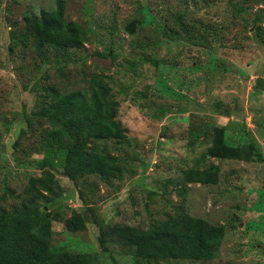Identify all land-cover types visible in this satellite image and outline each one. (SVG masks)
<instances>
[{
  "label": "rangeland",
  "instance_id": "obj_1",
  "mask_svg": "<svg viewBox=\"0 0 264 264\" xmlns=\"http://www.w3.org/2000/svg\"><path fill=\"white\" fill-rule=\"evenodd\" d=\"M65 1L66 22L85 40L61 69L54 50L39 56L27 29L57 0H0V207L19 206L30 179L50 169L35 119L41 89L90 96L103 83L127 137L101 151L121 173L76 180L54 161L62 196L42 204L54 218L52 247L93 264H149L112 241L111 228L147 230L185 212L223 228L218 257L150 264H264V0ZM218 128L241 159L209 156ZM213 167L216 184L187 181Z\"/></svg>",
  "mask_w": 264,
  "mask_h": 264
},
{
  "label": "trees",
  "instance_id": "obj_2",
  "mask_svg": "<svg viewBox=\"0 0 264 264\" xmlns=\"http://www.w3.org/2000/svg\"><path fill=\"white\" fill-rule=\"evenodd\" d=\"M65 6V0H57L55 10L42 11L40 18L27 19L28 33L39 56L48 59L45 56L52 49L58 65L71 62L72 57L68 58L67 54L83 49L85 40L78 23L66 22ZM101 84L103 89L95 90L90 96L83 89L72 91L56 84L40 87L42 100L35 119L42 126L39 151L48 159L42 167L45 170L50 166V169L45 170L43 178L30 179L19 206L12 210L0 207V264H93L88 254L52 247L54 218L42 204H51L62 196V187L53 173L57 168L55 160L62 162L66 175H73L76 180L89 175L106 179L120 176L117 159L102 152L101 145L110 140H124L127 129L116 119L117 105L108 98L110 89ZM28 122L31 126L34 120ZM216 132L209 156L220 160L241 159L242 150L225 142L224 129L218 128ZM218 172V167L211 171L192 170L187 181L216 184ZM110 233L116 239L112 241L132 247L135 258L150 264L160 258L195 262L215 259L224 230L183 212L165 222H155L147 230L116 225ZM101 243H105L104 236Z\"/></svg>",
  "mask_w": 264,
  "mask_h": 264
}]
</instances>
